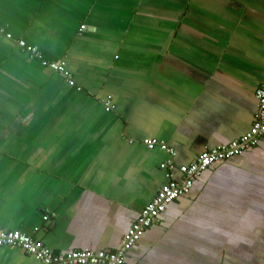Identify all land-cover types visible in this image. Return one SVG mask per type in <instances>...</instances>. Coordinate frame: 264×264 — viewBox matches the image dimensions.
<instances>
[{
    "label": "crops",
    "instance_id": "obj_1",
    "mask_svg": "<svg viewBox=\"0 0 264 264\" xmlns=\"http://www.w3.org/2000/svg\"><path fill=\"white\" fill-rule=\"evenodd\" d=\"M19 40L66 60L75 85ZM263 83L264 0H0V232L118 249L168 181V152L144 139L175 150L181 179L250 130ZM127 257L264 264V135L197 177ZM0 264L44 263L3 246Z\"/></svg>",
    "mask_w": 264,
    "mask_h": 264
},
{
    "label": "built area",
    "instance_id": "obj_2",
    "mask_svg": "<svg viewBox=\"0 0 264 264\" xmlns=\"http://www.w3.org/2000/svg\"><path fill=\"white\" fill-rule=\"evenodd\" d=\"M84 28L85 25L82 26V29ZM18 44L32 56L42 59L37 47L28 44L24 40H19ZM42 64L62 73L68 79L70 85H75V81L67 69L66 60L47 61L42 59ZM255 96L258 107L250 130L228 144L218 145L206 150L193 163L179 166L178 171L182 174L181 179H177L173 172L176 169L175 150L163 141L151 138L144 139V144L148 148L153 149L159 146L168 152L169 158L161 163V168L168 170V181L158 190L154 199L141 210L139 216L124 235L118 249L113 251L80 249L58 253L54 252L42 240L19 230L1 231L0 248L3 246L21 248L44 264H132L127 257L129 251L139 242L145 231L157 221L158 216L166 210L170 203L190 193L197 177L214 164L238 156L246 148L256 146L259 143L262 135H264V83L257 88ZM112 108L113 105L109 98L106 101V110L110 111ZM44 219H48L47 214L44 215Z\"/></svg>",
    "mask_w": 264,
    "mask_h": 264
}]
</instances>
